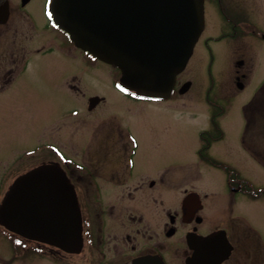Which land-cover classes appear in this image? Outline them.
Returning <instances> with one entry per match:
<instances>
[{"label": "flooded vegetation", "instance_id": "flooded-vegetation-1", "mask_svg": "<svg viewBox=\"0 0 264 264\" xmlns=\"http://www.w3.org/2000/svg\"><path fill=\"white\" fill-rule=\"evenodd\" d=\"M35 1L0 0V36L8 37L12 27L16 31L26 22L27 31L35 37L38 31L46 36H57L58 31L48 15L49 0H43L47 22L41 26L29 8ZM204 4L205 30L198 44L204 42L213 57L211 45L226 43L230 47L229 73L234 87L239 93L249 89L251 102L257 94H264V61L259 58V53L264 50V0H204ZM211 10L218 15L223 27L218 34L204 37L205 31L211 30L213 25ZM12 46L17 47L16 41L12 42ZM8 50L11 51L9 54H0V91L11 89L24 77V73L29 72L33 56L57 51L52 47L35 48L32 54H18L16 49L11 48ZM70 50L74 53L76 48L70 47ZM78 51L83 63L92 61L84 52ZM260 66L263 70L261 76L256 74ZM76 78L71 76L67 79L64 88L66 94L81 101L87 95L74 84ZM91 98L88 97L83 105L88 106ZM103 99L99 100L94 110L105 105ZM75 109H69L70 117ZM249 123L247 119L245 128L249 127ZM113 125L110 127L111 134L89 135L85 152L77 156L65 153L55 145H52L53 151L39 155L38 146L18 155L15 167L27 163L23 172L41 163L61 165L68 187L76 196L83 244L79 252L68 253L45 242L28 240L0 225V246H6L7 250H0V264H131L140 259L149 260L147 264H218L219 248L225 242L221 230L226 231L232 247L229 258L221 264H264V243L253 227L245 222L240 227L228 223L230 217L226 215L223 218L227 222L218 220L211 214L212 211L208 213L214 202L213 188L216 183L208 184L206 181L204 187L210 192L196 186L179 188L183 185L180 174L186 173L190 167H182L178 172L170 168L150 173L138 172V139L132 133H122L119 121ZM95 141L100 148L92 152ZM242 141H245L244 137ZM203 142L201 139V149L197 152L202 162V153L209 154L213 146L206 145L207 149L202 151ZM69 148L74 150L73 142ZM205 167L217 174L215 166ZM195 169L196 176L202 178L201 170ZM7 176L5 174L0 178L2 187L9 180ZM230 185H234L231 187L234 202L237 196L244 195L243 183L233 181L231 184L230 181ZM70 191L65 190V196H69ZM56 232L62 235L73 233L68 221L61 222L59 226L56 224ZM246 233L252 234V246L248 245L249 235Z\"/></svg>", "mask_w": 264, "mask_h": 264}, {"label": "rangeland", "instance_id": "rangeland-1", "mask_svg": "<svg viewBox=\"0 0 264 264\" xmlns=\"http://www.w3.org/2000/svg\"><path fill=\"white\" fill-rule=\"evenodd\" d=\"M29 8L39 26L47 22L43 0H36ZM211 11L213 25L211 30L205 31L204 37L218 34L223 27L218 15L216 18L214 11ZM27 29L26 22L16 31L12 27L8 37L0 36V54H9L11 51L8 48L16 49L15 53L18 54H32L35 48L52 47L57 51L31 56L29 72L24 73V77L11 89L0 91V178L5 174L9 178L3 187L0 185V197L14 174L26 170L27 163L15 167L17 157L23 151L38 146L39 155L50 151L55 145L65 153L77 156L85 152L89 135L111 134V125L119 121L122 133L130 130L138 139V172L150 173L169 168L178 172L182 167H190L186 173L180 174L183 185L179 188L196 186L210 192L209 188L204 187L206 181L208 184L216 183L213 188L214 202L208 213L212 211L211 214L218 220L227 222L223 218L226 215L230 217L228 223L240 227L242 222L247 223L261 235L264 243V197L259 201L240 198L235 205L225 173L220 169L217 174L208 171L205 167L208 164L196 156V151L200 150L201 131L211 128L210 122H214L211 119L217 118L223 136L212 146L209 156L233 165L250 185L258 188L264 186V170L247 153L250 152L264 165V94L256 97L245 111L244 105L248 103L251 91L247 89L239 93L235 89L229 73L230 47L226 43L211 45L214 57L204 42L197 45L179 78L180 83L192 82L185 94L177 92L165 101L134 102L130 96H124L114 89L115 79L119 78L116 69L98 61L83 63L80 53H73L60 34L51 37L38 31L35 37ZM15 41L17 47L12 46ZM259 58L261 62L264 61V50L259 53ZM262 72L260 66L256 74L261 76ZM69 76H77L74 84L85 91L87 98L91 95L104 96L107 100L105 105L89 113L83 105L87 98L77 101L66 94L64 87ZM72 108L81 109L82 116L70 119L69 109ZM245 114L250 123L244 132ZM57 123L60 125L52 129ZM210 133L217 136L219 131L213 129ZM241 134L245 135L244 142ZM72 142L74 150L69 148ZM99 148L95 141L91 151L96 152ZM6 163L9 165L6 166ZM195 167L201 170L202 178L196 176ZM252 238L250 233L247 237L250 246L254 242ZM5 249L6 246H0L1 252Z\"/></svg>", "mask_w": 264, "mask_h": 264}, {"label": "water", "instance_id": "water-1", "mask_svg": "<svg viewBox=\"0 0 264 264\" xmlns=\"http://www.w3.org/2000/svg\"><path fill=\"white\" fill-rule=\"evenodd\" d=\"M51 11L55 24L77 47L118 67L120 85L147 98L171 95L176 75L187 64L204 26L203 0H53ZM62 189L70 191L57 165H42L22 175L0 205V222L27 238L79 250L76 200ZM67 221L73 233L58 234L56 224ZM230 250L220 245L218 263Z\"/></svg>", "mask_w": 264, "mask_h": 264}]
</instances>
